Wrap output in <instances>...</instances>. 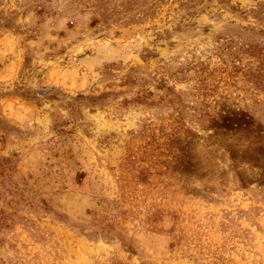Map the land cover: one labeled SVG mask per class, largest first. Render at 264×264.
<instances>
[{"label":"rangeland","instance_id":"1","mask_svg":"<svg viewBox=\"0 0 264 264\" xmlns=\"http://www.w3.org/2000/svg\"><path fill=\"white\" fill-rule=\"evenodd\" d=\"M0 264H264V0H0Z\"/></svg>","mask_w":264,"mask_h":264}]
</instances>
